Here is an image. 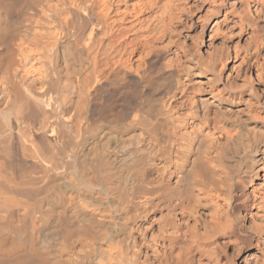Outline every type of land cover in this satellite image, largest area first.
Listing matches in <instances>:
<instances>
[{"label": "bare ground", "instance_id": "6f19581e", "mask_svg": "<svg viewBox=\"0 0 264 264\" xmlns=\"http://www.w3.org/2000/svg\"><path fill=\"white\" fill-rule=\"evenodd\" d=\"M0 264H264V0H0Z\"/></svg>", "mask_w": 264, "mask_h": 264}]
</instances>
